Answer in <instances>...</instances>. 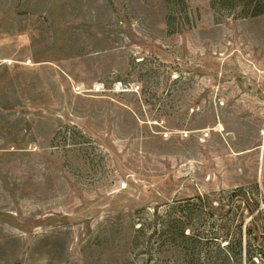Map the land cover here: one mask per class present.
Listing matches in <instances>:
<instances>
[{
	"label": "rangeland",
	"instance_id": "374dc122",
	"mask_svg": "<svg viewBox=\"0 0 264 264\" xmlns=\"http://www.w3.org/2000/svg\"><path fill=\"white\" fill-rule=\"evenodd\" d=\"M237 1L0 0V264H183V226L254 264L264 13Z\"/></svg>",
	"mask_w": 264,
	"mask_h": 264
},
{
	"label": "trees",
	"instance_id": "16d2710c",
	"mask_svg": "<svg viewBox=\"0 0 264 264\" xmlns=\"http://www.w3.org/2000/svg\"><path fill=\"white\" fill-rule=\"evenodd\" d=\"M237 2L240 4L244 16L248 14L259 15L264 13V0H238ZM243 191V188H238L231 193L236 197L239 193H244ZM257 207L258 204H256L255 207L252 206L249 213L253 215ZM225 216L228 215L226 214ZM259 216L261 215L255 214V216H252L250 224L246 229V257L254 264L256 258L260 261L264 260V219L259 218ZM158 231L159 229L154 233H157ZM161 232H163V230H160V233ZM198 235L199 230L198 228L195 229L194 226H183L180 228L179 236L186 241V247H182L180 251L183 258V264H199V259L196 256ZM215 235H217V239L224 235V239H228V243L224 245L228 259L232 258L234 255L243 253L242 226H239V228L234 232H231L230 230L218 229ZM234 238L236 239V242L233 240Z\"/></svg>",
	"mask_w": 264,
	"mask_h": 264
}]
</instances>
